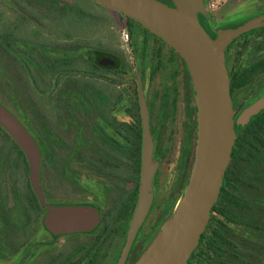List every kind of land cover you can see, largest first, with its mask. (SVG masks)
Listing matches in <instances>:
<instances>
[{"label": "rangeland", "instance_id": "374dc122", "mask_svg": "<svg viewBox=\"0 0 264 264\" xmlns=\"http://www.w3.org/2000/svg\"><path fill=\"white\" fill-rule=\"evenodd\" d=\"M62 1L74 7L75 11L68 12L67 16L60 21V24L70 33V39L65 36L64 32H57L56 39L59 43L53 45V47L41 49L47 55L56 59L53 62L54 65L50 64L51 69L44 68L45 72L38 74L32 61L37 63L39 60L44 67L47 66L46 58L42 54L43 51L32 49L28 45L31 42L48 47L50 45L45 43L47 40L42 38L37 30L34 31L24 26L18 29V37L27 42V44L18 47L20 51L19 59L29 66H26L23 70L24 85L22 94L18 99L19 104L16 108L11 105L6 107L33 139L37 148L39 170L43 171V186L46 188V198L45 201H42L46 204V207L42 217H37L35 212H29L25 219L20 215L19 209L21 208H17L16 199L20 200L24 207L28 205L26 204L25 194L26 162L24 158L18 160L16 140L14 139V141L0 125V225L4 228L5 221L7 222L6 225L9 223L6 219L8 217L7 213L11 209L20 217L23 225L22 229L19 230L17 226H11L5 234L7 236L5 245L10 244L12 248L11 258H13L17 254L15 251L18 243L23 240L27 241L28 246L25 251L27 254L22 253V255H26L23 264L60 263L78 244L89 240L86 236L88 234L81 236L82 232L93 231L94 233L96 230L100 231L102 220L109 209L108 186L104 185L106 183L104 177L96 178L89 167L86 166L89 163L91 164L88 156L90 152H87L91 148V143L87 141V138L85 140L80 139L81 131L85 127L86 137L91 138L94 142L100 141V145H102L96 130H94L96 127L95 117L88 108V103H85L79 95L81 93L92 96L93 87L99 86L97 78L89 73L92 65L99 64L97 57L111 59L114 61V65L119 63V67L122 66L121 58L117 53L123 54L125 63L129 66L128 70L126 68L125 72H120L117 76L110 72L108 75L114 76L116 82L114 81V84L108 83V85L115 88L117 97L124 94L122 103L127 102L128 99L132 111L137 116H140L141 110L139 109V79L146 101V96L152 99L155 92L160 94L163 81L166 79L169 81L172 75V70H169L168 74L159 70L155 75L159 78L156 79L154 76L153 82L151 81L147 86V73L141 74L133 52L132 39L129 44L122 40L124 29L129 30L125 18L91 0ZM207 2V14L199 15L209 22L211 31L216 35L215 38L222 32V29L225 31L236 26L240 27L264 17V0H207ZM15 15H17V10L13 4L9 0H0V31L3 32L7 28L4 23L5 19L9 20V16ZM211 19L219 28L212 27L210 24ZM142 35L150 41L148 48L152 46L156 53L160 49L163 54L162 50L165 46L162 43L155 41L143 32L140 33V38ZM95 49L96 52L93 51ZM60 59H68V63L65 64ZM104 65L108 69H113L111 68L113 64L110 62ZM145 65L147 66V63ZM118 67H115V69H118ZM56 69L59 70L57 73H55ZM148 70L147 66L146 72ZM53 73L56 74L55 77ZM32 74L36 77V82L31 77ZM42 76H44V84L41 79ZM34 82L41 87H37ZM146 87H148L147 90ZM104 91L107 92L106 89ZM125 95L128 98H125ZM65 99H68L70 104L73 105L75 113H72L73 109L67 106ZM33 108L40 110L39 112L43 117L49 119V127H45L42 132L38 131L31 117ZM194 110L195 106H193L190 113L193 117H196L197 104L196 114ZM184 114L185 109L182 107L180 98L179 108L172 115L170 126L167 127L163 136V144L158 150L157 156L163 157L162 163L158 161L157 157L154 158L153 154L154 161L159 163L156 186L153 187L155 198L147 215L148 217H146V221L143 222L142 228L136 236L128 264H136L146 253L158 236L165 222V216L171 213V203L177 200V205L186 188L187 179L185 181V175L189 176L195 154V135H193V140L188 148L185 147ZM114 126V128H120V121L116 120ZM58 136L69 147H73V143L76 141L75 150L83 149L84 152L83 157L80 156L79 160H72L67 164L65 174L63 171L64 159L62 157L67 154V149L60 145L62 142L58 141ZM76 137L77 140H75ZM47 139L57 143V146L53 145V151H55L53 154L50 153L47 147ZM14 161H17L16 166H14ZM55 161L58 164L49 166ZM26 164L30 166L28 158ZM250 172L240 175L231 171L229 174L236 198L243 204L246 201L247 188L251 184L264 180V157L258 158V162L253 161ZM45 173H50V176H46ZM119 173V177L124 176L121 171ZM257 190L259 194H264L263 187H259ZM234 214L237 219L241 220L242 225V220L247 217L245 208L237 209ZM233 229L239 234L236 242L240 248L239 251L242 252L245 248V229L239 225ZM104 232L108 239L110 236L108 231L105 230ZM115 232H111L115 234V238H113L110 246L108 244V264H115L116 260L119 259L118 257H120L119 254H121L123 238ZM49 233L52 238L81 235L75 239L67 237L58 242L51 239ZM93 233H91L92 238L96 239ZM5 245L0 246V252L4 251L3 254H0V264H6L10 259V253H8L7 248L5 249ZM220 247L224 250L217 251V254L212 258L214 262L209 264H228L232 261L233 255L240 256V252L235 253L227 246ZM59 255L60 259L57 258Z\"/></svg>", "mask_w": 264, "mask_h": 264}, {"label": "water", "instance_id": "95a60500", "mask_svg": "<svg viewBox=\"0 0 264 264\" xmlns=\"http://www.w3.org/2000/svg\"><path fill=\"white\" fill-rule=\"evenodd\" d=\"M137 22L159 38L186 63L196 93L197 141L194 161L183 195L154 242L136 264H188L211 219L237 138L226 66V49L241 34L264 25V17L212 38L199 21L206 15L205 0H91ZM105 64L111 59L101 58ZM143 124L140 186L136 208L117 264H126L131 248L152 206L153 180L159 167L154 161V140L149 111L139 79ZM0 125L26 153L31 181L43 201L38 184L39 159L36 145L12 113L0 104Z\"/></svg>", "mask_w": 264, "mask_h": 264}, {"label": "trees", "instance_id": "16d2710c", "mask_svg": "<svg viewBox=\"0 0 264 264\" xmlns=\"http://www.w3.org/2000/svg\"><path fill=\"white\" fill-rule=\"evenodd\" d=\"M14 8L17 10V15L15 16H9V20L5 19L6 29L0 31V104H2L4 107L12 106L17 107L19 104V96L22 94V88L24 85V68L26 66L28 67L25 62H23L21 59H19L20 51L18 50V47L22 44H27L23 40V38L18 37V29L23 27H28L31 30L38 31L40 36L42 38H45L47 40V44L50 46L44 47L41 45H37L35 43H29L32 47V49H38L39 51H43L42 54L46 58L45 62L47 66H42L43 64L38 60V62L32 63L36 66L38 74H42L44 71V68H50L51 65H54L53 62L56 60L55 58L47 55L44 50H41L42 48H50L53 47V45H56L59 43L56 39V33L57 32H64L65 36L70 39V33L60 24V21H62L68 14V12H74L75 8L72 6H69L67 2H63L62 0H9ZM171 2L170 0H168ZM77 13V12H76ZM119 14V13H117ZM122 16L121 14H119ZM2 17V16H1ZM126 21L128 22V29L131 33L132 37V48L134 55L136 57V60L139 65V69L141 71V74H145L147 70V66L145 65V57L146 55L145 49H148V46L150 44L149 39L145 36L143 37V42L140 41V33H138V29L143 31L146 35L153 36L150 34L147 30L142 28L137 22L134 20L124 17ZM59 19V21H57ZM10 21V22H8ZM57 21V22H56ZM10 23V24H9ZM59 27V28H58ZM223 31V29H222ZM45 40V41H46ZM42 43V42H41ZM142 43V45H141ZM143 48L144 55H142L139 52V49ZM144 46V47H143ZM92 49V48H88ZM96 52V49L93 50ZM117 53V52H116ZM41 55V54H40ZM119 58H121V65L118 67V64L111 66L113 69H108L104 64V62L101 61L100 56L97 57V62L99 64H94L89 69V73L93 74L99 82V86L93 87L92 90V96L84 95L79 93V95L82 97L83 101L88 103V108H90L91 113L95 117L96 120V127L94 130H96V134L100 139V133H101V116L104 111V103L107 101L109 103V106H113L116 103L115 98V88L108 85V83L116 82V78L114 76H109L108 74L111 72L114 75H118L120 72H125L126 68L128 70V65L125 63V58L122 53H117ZM47 56V57H46ZM63 60V62L66 64L68 63V59H60ZM115 67L118 69H115ZM57 70L55 73H57ZM55 73H53L55 77ZM45 76V75H44ZM44 76H42V82L44 79ZM31 77L36 82V77L32 74ZM53 77V78H54ZM34 82V83H35ZM36 84V83H35ZM44 84V82H43ZM114 84V83H113ZM37 86V84H36ZM41 87L40 85H38ZM37 86V87H38ZM108 92V99H105L104 90ZM122 99V98H121ZM114 100V101H113ZM120 100V97L118 98V101ZM65 103L68 107L72 108V113H75L74 107L72 104H70L69 100L65 99ZM109 107V108H110ZM131 110V109H130ZM40 111V110H39ZM36 108H33L31 111V117L34 121V123L37 126V129L39 132H42L45 127H49L50 122L47 120L46 117H43V115L39 112ZM138 111V110H137ZM134 117H137L138 123L129 126L126 123H121L120 127V133L123 136V141L121 142V145L115 148L113 152H110L107 156L104 155L103 150L100 145V141L94 142L91 140V138L86 137L85 135V127H83L81 131L80 139H86L91 143V148L87 152L89 153L90 162L91 164H87L86 166L89 167L91 173L96 177H104V180L106 183L104 185L108 186V198L110 200V206L106 213V215L103 218L102 226L100 227V231H108V244L109 246L112 243L113 238H115V234H112V231H116L115 233H118L122 236V248L125 245L126 242V234L132 219V216L134 214L137 198H138V192H139V186H140V173H141V165H142V148H143V125L140 116H137L136 113L134 114ZM8 135L14 140V138L8 133ZM58 141L62 142L60 145H63L64 148L67 149V154L62 157L64 159V174L67 171V164L72 160H79L80 156L83 155V149L75 150V142L73 143V147H69L66 145V143L58 136ZM47 147L50 151V153H55L53 151V145L57 146V143L54 141L47 139ZM77 140V137L75 138ZM15 141V140H14ZM17 145V153H18V160L20 158H24L25 162L27 163L26 153L23 151V149L18 145V143L15 141ZM163 144V137L157 138L155 145H156V152H155V158L157 157L158 161L162 163L163 157H158V150ZM249 148L246 143L242 141H236L235 146L233 147L232 151V158L233 161L229 165L223 186L221 189V193L219 196V199L215 206L212 209L211 213V223L210 226H207L206 231L203 233L201 237V243L205 242V246L200 245L194 252V256L197 253L199 249L203 250L206 254V257H202V261H208L209 263L214 262L213 256L217 254V250L214 248H218V251H223L224 249H221L220 246H227L228 242L223 238L222 235H219L217 232L212 230V227L214 226V219L217 217L215 214L223 215L226 217V222H230V216L234 215V212L237 209L244 208V204L237 201V206H233L234 200L232 198L231 194V188L233 187V182L230 177V172L232 168H235L240 175H244L245 171L247 169H250V166L247 162H245V151H247ZM77 152V153H75ZM86 153V154H88ZM160 153V152H159ZM83 157V156H82ZM85 157V156H84ZM235 160V162H234ZM26 165V172H25V190H26V205L27 207H24V205L21 204L20 200L16 199V206L20 211L21 217L27 218V214L29 212H35L37 217H40L41 215V201L39 199L38 193L33 187L32 181H31V171L30 166ZM58 164L56 161L53 162L49 166H55ZM17 165V161H14V166ZM252 166V165H251ZM119 171L124 175L123 177H119ZM46 174V173H45ZM43 171L38 170V184L40 189L43 193V200L45 201L46 198V188L43 186ZM46 176H50V173H47ZM155 177V176H154ZM188 178V175H185V181ZM129 183V184H128ZM42 185V186H40ZM128 185V186H127ZM131 185V186H130ZM130 186V187H129ZM43 187V188H42ZM154 200V198H153ZM177 201V200H176ZM176 201L171 203V213L165 216V221L169 219L172 215V212L174 211L176 207ZM153 203V202H152ZM235 209V211H233ZM9 211V209H8ZM7 221L9 222L5 226L0 225V246H4L5 242L7 241L6 231L11 226H17L18 229H22L23 225L21 223L20 217L18 214L14 211H9L7 213ZM244 220H242L243 222ZM7 226V228H6ZM210 228V230H209ZM228 227H222L223 229H226ZM217 237V239H215ZM4 244V245H1ZM219 245V246H218ZM215 250V251H214ZM122 251V249H121ZM213 252V254L211 253ZM4 251H1L0 254H3ZM121 253V252H120ZM120 256V254H119ZM192 256L190 260H193ZM244 253L240 252V256H233L232 261H230L229 264H233L234 261H242L244 260ZM119 258V257H118ZM198 260V259H197ZM201 261V260H199ZM118 263V259L116 260L115 264Z\"/></svg>", "mask_w": 264, "mask_h": 264}, {"label": "flooded vegetation", "instance_id": "af4514ba", "mask_svg": "<svg viewBox=\"0 0 264 264\" xmlns=\"http://www.w3.org/2000/svg\"><path fill=\"white\" fill-rule=\"evenodd\" d=\"M160 1L171 6L173 5V3L169 2L168 0ZM207 4L208 2L205 0L206 7ZM199 21L206 32L212 38H215L216 35H214L211 31L209 22L202 19L200 15ZM210 24L214 28H219L217 25H215L212 19ZM234 28H237V26L233 27V29ZM138 31V33L143 32L140 29H138ZM152 38L155 41L162 43L165 48L162 50L163 54L161 53L160 49H158L156 53L152 46H150L148 49H145V52L147 51L146 55H148L145 57V61L149 68V70L146 72L147 86L151 81L153 82V78L157 71L160 70L164 73L167 72L168 74L169 70H172L170 80L168 81V79H166L163 81L161 93L158 94L155 92L152 99L146 96V102L149 111V128L151 136L154 140V144L157 138H162L164 136L167 127L170 126L172 115H174L177 108H179V101L181 98L182 107L185 109V147L188 148L191 141L193 140V135H195L194 150H196L198 125L197 116L195 115L196 117H193V115L190 113L193 106H195L194 112L196 114V93L186 63L178 53H176L159 38L155 37L154 35ZM140 41L143 42V37H141ZM139 52L144 55L142 46L139 49ZM225 56L226 66L230 78V95L232 99L234 115V129L237 136L235 143L236 141H242L247 144L249 149L245 151V162L249 164L250 169H247L245 173H251L250 170L252 169L251 165H253V161L258 162V158L264 157V25L249 30L235 38L228 45ZM155 77L156 79L159 78L158 76ZM179 85L181 89L179 88ZM147 89L148 87H146V90ZM123 95L124 94L119 96L120 100L118 101L119 97H117L116 93L114 98V100L116 99V103L111 107L107 101L104 103V111L100 119L102 125L100 139L102 144L101 148L105 156H107L110 152H113V150L120 146L121 142L123 141L120 128H114L115 121L118 120L120 123H126L129 126H133L138 123V118L134 117L135 113L132 111L131 104L128 99L127 102L122 103ZM126 96L127 95H125V98H128ZM108 97V92H105V99L107 100ZM140 118L142 121L141 110ZM155 152L156 145L154 147V158ZM232 161L233 158L231 159L230 164ZM231 171H234L235 174H238L235 168H232ZM157 172L153 180V187L156 186ZM259 187L264 188V180L259 181L258 183L256 182V184L253 185L251 184L247 188L246 201L244 202V208L247 212V217L244 219L242 225L240 222L241 220L237 219L235 214L230 216V222H226L227 219L225 216L219 215L217 213L215 214L217 217L214 219V226L212 227V230L217 232L219 235H222L223 238L228 242L227 245L229 249L233 250L235 253L241 251H239L240 248L236 242L239 234L233 228L239 225L245 229V248L242 251V253L245 255L244 260L236 261L233 264H264V194H259L257 190ZM234 191V187H232L231 196L234 200L233 206L235 207L237 206L238 200ZM40 204L42 206L40 216L42 217L46 204L43 202ZM233 211H235V209H233ZM210 221L207 226H210ZM222 227L228 228L222 230ZM141 228L142 226L140 229ZM95 232H82V235L76 234L74 236H58L54 238H52L51 234L49 233V237L58 242L60 240L66 239L67 237L75 239L80 235L83 236L88 234L86 236L89 238V240L78 244L72 250V252L69 253L67 257H65L58 264H63L64 262L65 264H108V239L106 234L104 231L99 230H96ZM91 233L95 235L96 239L92 238ZM215 239H217V237ZM200 245L205 246V242H203V244L200 242L199 246ZM27 246L28 244L26 240L20 241L18 243L17 250L15 251L17 252L16 256L11 258L12 248L10 244L5 245V249L7 248L8 253H10V259L6 264H23L26 258L25 254H27L25 253ZM133 247L134 246L131 248L126 264H128L130 255L133 252ZM214 249L217 251L219 250L218 248ZM23 252L25 254L22 255ZM211 253L213 254V252ZM202 257H206V254L203 250L199 249L193 257V260H189L188 264H209L208 261H202ZM57 258L60 259V255Z\"/></svg>", "mask_w": 264, "mask_h": 264}, {"label": "built area", "instance_id": "2783aa9c", "mask_svg": "<svg viewBox=\"0 0 264 264\" xmlns=\"http://www.w3.org/2000/svg\"><path fill=\"white\" fill-rule=\"evenodd\" d=\"M127 29H124V31L122 32V40L125 42V43H127V44H129L130 43V41H131V39H132V37H131V33H130V31L129 30H127Z\"/></svg>", "mask_w": 264, "mask_h": 264}]
</instances>
